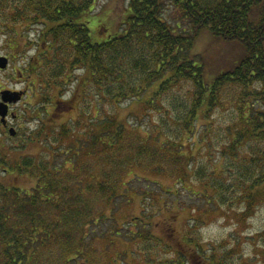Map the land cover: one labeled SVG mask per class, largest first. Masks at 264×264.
Masks as SVG:
<instances>
[{
	"label": "trees",
	"instance_id": "16d2710c",
	"mask_svg": "<svg viewBox=\"0 0 264 264\" xmlns=\"http://www.w3.org/2000/svg\"><path fill=\"white\" fill-rule=\"evenodd\" d=\"M168 3L189 27L164 16ZM94 7L95 0H0V22L11 31L12 50L39 47L20 67L34 101H27L23 113L26 117L32 107L40 122L26 138L32 145L43 143L44 134L50 138L40 154L44 161L33 155L9 164L0 148V264H131L123 246L128 238L134 241V264H196L198 258L200 264H227L223 246L206 240L199 225L210 204L226 214L234 209L242 225L264 205V0H129L118 29L109 30L102 42L93 40L89 21L83 20ZM203 31L240 50L212 82L205 80L194 50ZM159 79L158 89L146 94ZM182 80L193 89L185 97H169ZM228 87L235 90L232 110L215 130L216 142L194 139L202 127L205 134L213 131L217 121L207 118L224 105ZM128 99L146 111L175 114L180 124L171 134L144 135L130 126L128 113L119 114V102ZM105 100L116 110L101 109ZM61 104L69 107V116L54 126L43 113L47 106L56 112ZM209 148L217 149L219 165L194 167L199 156L213 153L204 152ZM92 163L109 168L102 178L75 183L72 177ZM129 170L139 186L157 182L142 174L152 171L176 180L183 190L167 189L164 194L174 199L157 198V207L149 188H133ZM183 191L194 215L179 235L172 225ZM131 204L140 208L134 218ZM164 215L161 233L157 216ZM125 224H133L134 231L125 232ZM113 243L118 249L104 254L113 251ZM162 245L171 258L155 256Z\"/></svg>",
	"mask_w": 264,
	"mask_h": 264
},
{
	"label": "rangeland",
	"instance_id": "374dc122",
	"mask_svg": "<svg viewBox=\"0 0 264 264\" xmlns=\"http://www.w3.org/2000/svg\"><path fill=\"white\" fill-rule=\"evenodd\" d=\"M129 0H95V7L92 11V16H85L83 20L89 21L88 25L90 28L91 36L94 41L102 42L103 40H106L109 34V30L112 32L114 30L118 29L119 23L121 21V15L125 11V7L128 5ZM126 14V13H125ZM165 17L168 18L169 21L175 23V24H181L183 27H189L188 23L185 22L183 19H181L180 14L178 13V10L175 5L173 4H167L166 10H165ZM118 24V26H117ZM109 27L108 30H104V28ZM0 28L3 31H0V38L2 41H8L13 36L11 34V31L6 28V25L4 26L3 23L0 22ZM103 30L102 32L100 30ZM22 33H26L27 31H23ZM36 31H32L31 36L35 37ZM12 41V40H11ZM40 46V45H39ZM21 47V46H20ZM20 49V48H19ZM194 50L198 55H200L199 62L203 64L205 67V80L207 82H212L213 79L216 77V75L219 73L221 68H224V66L229 62L235 59L236 55L238 54L237 51L240 52V50H237V46L233 43L225 42L221 39H218L214 37L209 31H203L199 38L196 40L194 45ZM17 49L12 50L10 49V53L12 56L17 54ZM39 52V47L37 49V45L30 44L27 46V52L25 48H23V51L20 55L17 54L16 58L11 63L10 72H13L14 67H22L23 65H26L29 59H32L34 56L37 55ZM245 54L242 53L239 57ZM238 57V58H239ZM12 59V58H11ZM221 67V68H220ZM23 68V67H22ZM220 68V70H218ZM79 75V73H78ZM161 80H157L153 83L151 87L147 90L146 94H153L159 87ZM76 85V81L72 83L71 90L74 89ZM183 87L181 88V86ZM188 88L193 89V85L188 82L182 80L177 87L172 89L171 92H168V96L171 97L172 95H176V98L178 97H185L187 93H189ZM70 90V91H71ZM192 92V91H191ZM235 92L231 87H228L224 90V105L217 109L212 119L211 117H208L207 120L217 121L216 126H214V129L212 132L210 130L208 131V134H205L206 128H201L202 130H198V134L194 139H200L203 140L207 139L211 141L212 143H215L217 138L216 134H214L215 130L219 131V123H224L225 119L228 118V114L231 113V99L230 96ZM28 101L34 102L32 99H29ZM164 105L167 104V100L163 99ZM159 103V102H158ZM100 108L104 109V107L110 108L112 110H116L114 107L111 106L108 102L102 101L100 104ZM106 105V106H105ZM21 108V106H18ZM25 109L28 108L26 105L24 107ZM22 108L21 110H24ZM68 106L61 104V107L59 106L57 111H53L54 114L52 115L53 125L57 126L58 123L63 121L65 118L69 116L68 114ZM119 114L124 115L125 113H128L129 115V124L131 127H136L137 129H140V131L145 135V133H150L152 135L158 134V131L162 130L171 134L176 129V127L180 124L177 121L176 115L172 114L173 117L168 115H162L159 113L158 110H145V107L138 105L137 103H134V100H125L122 102H119ZM32 107H29V113L25 117L24 113L21 112L22 122L20 123V127L17 131L15 129L16 133L18 132V136L15 138H8L3 137V134L0 133V148H4V152H7V158L9 164H11L16 158L22 160L26 156H36L37 159L41 158L40 154L43 152V144L46 142V139H50L49 135L44 134L43 143L42 142H35L33 145L30 143V141L27 140L26 136L30 133V131L34 129H38V125L40 128V122L37 119H33L34 113L31 111ZM59 110V113H58ZM28 111V110H27ZM26 111V112H27ZM212 129L211 126H208ZM27 132V134H26ZM11 134V131H10ZM14 134V135H15ZM12 135V134H11ZM45 143V144H46ZM188 142V146H189ZM198 148V147H197ZM212 150L213 153L211 155H205V156H199L198 159H195L194 167H196L197 163H203L206 164L207 167L214 166L213 163L219 165L220 159L218 156V153L216 152V148H209L207 151H204L207 153L208 151ZM44 157V156H43ZM43 157L40 160H43ZM46 161V160H45ZM90 162H92L90 160ZM106 163V162H104ZM101 163V166H92L87 167V169L84 172H77L72 178L77 183V179H80L81 177L85 179V183L89 182L87 178H91L92 176H100V178L103 177V174L108 170L109 165ZM97 165V164H95ZM155 166H158L155 165ZM98 167V170L97 168ZM99 169L102 171V175L100 174ZM97 170V171H96ZM143 175H146L154 180H156V183L151 184V186L148 187V182H142L140 186L137 184V182L134 183V172L132 170L126 171V177L128 178V181H132L133 188L134 184L136 188H142L146 189L149 188L150 192H152L154 198V202H157V207L159 206L158 199L166 200L167 203H169L171 200L174 199L173 196H166L164 191L167 189H176L178 185H176V180L171 179L165 176L152 174V171H146L142 172ZM78 175H80L78 177ZM7 179H11L9 175L4 176ZM5 178V180H6ZM70 178V180H72ZM22 180H25V178H22ZM19 181L17 178L16 181ZM87 180V181H86ZM73 181V182H74ZM81 181V180H80ZM187 187H195L191 182H187L185 184ZM180 189L183 190L181 186H179ZM179 195L181 205L177 204V207L180 209L179 216L175 218L172 227L175 228L174 232H177L179 235L183 234V227L184 225L188 227L189 223L187 219L194 214L190 212V205H191V199H189L188 196H185L187 191L180 192ZM196 198V197H195ZM207 202V201H206ZM203 203V202H202ZM209 203L205 204L207 207ZM137 206V205H136ZM209 206V205H208ZM157 207H154L153 210H155ZM189 207V208H188ZM205 207V208H206ZM211 211L209 213H205V221L201 222L199 227L201 228V231L205 237L206 240L212 241L216 244H219L223 246V250L225 254L227 255V264H264V205H260L258 207L257 212L251 216L244 225L240 222V217L237 216L236 212L233 211L234 209L228 210V214H226L223 210H220L217 208L215 204H210ZM157 212H159V209H156ZM128 211H132V218H134V212L138 214L140 212L139 207H135L131 204L129 206ZM152 213H149L151 215ZM159 217L161 226L156 224V227L160 228L161 233H164L162 230L165 224L166 215L164 216H157ZM149 219V217H147ZM146 218V219H147ZM165 224V225H164ZM109 225V224H108ZM164 225V226H163ZM125 232H131L134 231V225L129 224L128 226L125 224ZM163 226V227H162ZM105 228V227H104ZM136 228V227H135ZM97 231H101V227H96ZM156 231V230H155ZM157 232V231H156ZM175 234H173L174 236ZM170 238L172 235H169ZM168 236H166V239L168 241H171V243L174 242L176 245H180V242L177 241V238L170 239ZM123 244V242H121ZM189 247L191 248L190 242H188ZM141 244L137 245L139 247ZM113 246H115L113 248ZM118 243L114 245L112 244V250H106L104 254L111 255L114 253L117 248ZM123 246L125 249L128 250V259L131 262V264H134V256H132V251L130 249H134V241H130L128 238L127 243H124ZM121 246V247H123ZM158 251H155V256L157 258L164 260L171 258L173 253H170V250L165 246H160L158 248ZM134 251V250H133ZM101 254V251H100ZM198 262L196 264H200V258L197 259ZM52 261V260H47ZM126 264V263H124ZM192 264V262L188 263Z\"/></svg>",
	"mask_w": 264,
	"mask_h": 264
},
{
	"label": "flooded vegetation",
	"instance_id": "af4514ba",
	"mask_svg": "<svg viewBox=\"0 0 264 264\" xmlns=\"http://www.w3.org/2000/svg\"><path fill=\"white\" fill-rule=\"evenodd\" d=\"M0 31H3L0 28ZM12 48V41H2L0 38V57H4L8 61V66L6 68L0 67V104L5 102L4 94L5 92H10L14 95H21V98L17 102L7 103L8 105V115L5 119L2 118L0 114V133L3 134V137L15 138L18 136V132L15 135L10 134V129L13 127L19 129L20 123L22 122L21 112H26L27 109L24 107L29 99V84L28 79L24 76L20 67H14L13 72H10L11 63L16 58L17 54L13 55L10 53ZM23 46L19 49V54L23 51ZM12 58V59H11ZM15 61V60H14ZM18 106H21L19 108ZM24 108V110H21ZM54 106H47L43 116L46 118H52ZM1 140V138H0Z\"/></svg>",
	"mask_w": 264,
	"mask_h": 264
},
{
	"label": "water",
	"instance_id": "95a60500",
	"mask_svg": "<svg viewBox=\"0 0 264 264\" xmlns=\"http://www.w3.org/2000/svg\"><path fill=\"white\" fill-rule=\"evenodd\" d=\"M8 66V61L4 57H0V67L1 68H6ZM21 98V95H14L10 92H5L4 94V101L2 104H0V114L2 115V118L5 119L6 116L8 115V105L7 103L11 102H17ZM7 102V103H6ZM11 134L14 135L16 133L15 128L10 129Z\"/></svg>",
	"mask_w": 264,
	"mask_h": 264
}]
</instances>
